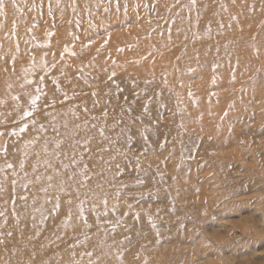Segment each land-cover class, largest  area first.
<instances>
[{"label": "rangeland", "instance_id": "374dc122", "mask_svg": "<svg viewBox=\"0 0 264 264\" xmlns=\"http://www.w3.org/2000/svg\"><path fill=\"white\" fill-rule=\"evenodd\" d=\"M0 264H264V0H3Z\"/></svg>", "mask_w": 264, "mask_h": 264}, {"label": "snow or ice", "instance_id": "6c2138e0", "mask_svg": "<svg viewBox=\"0 0 264 264\" xmlns=\"http://www.w3.org/2000/svg\"><path fill=\"white\" fill-rule=\"evenodd\" d=\"M3 5V0H0V6H2Z\"/></svg>", "mask_w": 264, "mask_h": 264}]
</instances>
